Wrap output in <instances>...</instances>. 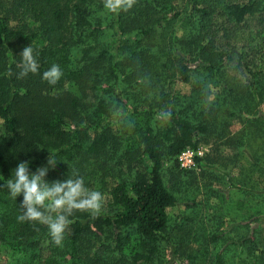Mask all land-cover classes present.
I'll use <instances>...</instances> for the list:
<instances>
[{"label": "trees", "instance_id": "obj_1", "mask_svg": "<svg viewBox=\"0 0 264 264\" xmlns=\"http://www.w3.org/2000/svg\"><path fill=\"white\" fill-rule=\"evenodd\" d=\"M104 2L0 0V264H264V68L219 45L264 0ZM27 46L39 70L21 78ZM52 64L55 85L42 79ZM202 142L199 169L181 168ZM49 153L61 160L49 181L80 176L103 195L99 213L74 210L60 246L18 220L5 183ZM215 166L247 205L227 228L196 210L172 218Z\"/></svg>", "mask_w": 264, "mask_h": 264}, {"label": "clouds", "instance_id": "obj_2", "mask_svg": "<svg viewBox=\"0 0 264 264\" xmlns=\"http://www.w3.org/2000/svg\"><path fill=\"white\" fill-rule=\"evenodd\" d=\"M123 6L122 0H105L104 7L112 12ZM22 78L39 70L34 49L25 47L20 53ZM63 76V69L52 64L42 73V79L55 85ZM58 160L54 153H49L46 162L34 170L30 161L23 160L11 170L6 180L9 195L19 199L20 221H36L47 225L52 242L60 246L64 240L67 227L73 222L74 210L97 214L101 210L103 195L98 190L90 189L83 177L68 175L67 179L49 181L46 177L50 170H55Z\"/></svg>", "mask_w": 264, "mask_h": 264}, {"label": "rangeland", "instance_id": "obj_3", "mask_svg": "<svg viewBox=\"0 0 264 264\" xmlns=\"http://www.w3.org/2000/svg\"><path fill=\"white\" fill-rule=\"evenodd\" d=\"M219 22L222 23L223 20ZM232 30L229 38H223L222 35L219 36L220 47L228 43L230 48L235 50V60L241 55L247 62L251 63L253 68H264V13L256 12L247 19L244 25L235 27ZM110 37L109 39H111ZM172 90L175 94H184L190 91V86L176 81L172 85ZM1 122L0 120V127H2ZM239 127L240 124L235 123L233 130H238ZM199 146L205 147L207 152L211 149L210 143L202 142ZM170 167L171 163L167 162L165 164L167 178ZM223 171L220 166H215L212 172H208L207 175H200V184L197 186L198 191H192V189L187 188L188 194H185L186 192L179 193V203L176 207L170 209V216L176 219L182 214H190L196 210L199 211L200 215L207 214L220 221L224 220L227 228L237 212L235 207L247 205V202L242 197L232 193L233 188L228 183L227 178L221 176ZM109 181L112 184L110 179ZM230 197L232 198L230 199ZM194 201H196V204H193ZM245 212H247L246 215H249L251 210L247 208Z\"/></svg>", "mask_w": 264, "mask_h": 264}, {"label": "built area", "instance_id": "obj_4", "mask_svg": "<svg viewBox=\"0 0 264 264\" xmlns=\"http://www.w3.org/2000/svg\"><path fill=\"white\" fill-rule=\"evenodd\" d=\"M206 152L205 147L184 149L178 156L180 167L186 170L199 169V159L204 158Z\"/></svg>", "mask_w": 264, "mask_h": 264}]
</instances>
